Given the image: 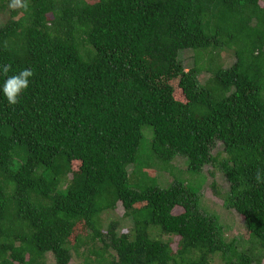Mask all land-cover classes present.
Returning <instances> with one entry per match:
<instances>
[{
    "label": "trees",
    "instance_id": "trees-1",
    "mask_svg": "<svg viewBox=\"0 0 264 264\" xmlns=\"http://www.w3.org/2000/svg\"><path fill=\"white\" fill-rule=\"evenodd\" d=\"M92 1L27 0L0 25L6 75L35 73L18 104L0 93V264H264L204 213L201 185L139 190L128 171L146 126L156 160L186 158L193 174L219 164L224 206L264 250V0ZM186 50L235 62L201 85ZM119 203L133 230L104 233ZM155 229L180 238L176 252Z\"/></svg>",
    "mask_w": 264,
    "mask_h": 264
},
{
    "label": "rangeland",
    "instance_id": "rangeland-1",
    "mask_svg": "<svg viewBox=\"0 0 264 264\" xmlns=\"http://www.w3.org/2000/svg\"><path fill=\"white\" fill-rule=\"evenodd\" d=\"M11 0L3 1L6 10L0 13V25L6 24L11 18L9 7ZM94 2V0L92 1ZM181 62L186 70L199 68L201 73L198 77L199 83L205 85L213 76L217 68L227 69L235 62V57L230 50H213L203 54H198L191 50L181 53ZM177 96H180L177 94ZM153 129L150 126L143 128V140L138 154V162L129 166L128 171L131 174L135 171L132 178L130 177V185L139 190H144L150 185H154L161 189H169L176 182L185 181L192 182L191 186L200 189L201 185V209L204 213L219 219L222 226L225 227L226 238L228 240L238 239L240 241V251H250L264 257V250L258 245H254L253 240L245 227L244 218L233 209L224 206V196L229 192L230 185L222 172L219 164L207 165L199 174H193L188 170V161L183 157H176L171 163H163L155 159L152 152ZM213 155L223 159L225 157L224 147L221 143L213 151ZM72 176H70L71 178ZM220 194V196L217 195ZM176 215L183 213L182 208H176ZM101 225L104 233L109 229H114L115 235L128 234L133 230V220L125 216V209L121 203L118 204L115 211H109L101 216ZM111 225H115L110 227ZM88 232L79 233V237L87 236ZM156 239L171 242L173 250L176 252L180 241L179 237L167 236L161 234L159 230L152 231ZM78 236H72L71 246H75ZM80 256L73 254L72 264H81ZM215 264H224L219 256L214 259ZM47 264H56L52 254L47 257Z\"/></svg>",
    "mask_w": 264,
    "mask_h": 264
},
{
    "label": "clouds",
    "instance_id": "clouds-1",
    "mask_svg": "<svg viewBox=\"0 0 264 264\" xmlns=\"http://www.w3.org/2000/svg\"><path fill=\"white\" fill-rule=\"evenodd\" d=\"M9 7L13 10H27L28 2L27 0H11ZM10 71H12L10 64H0V74L6 76L0 84V93L7 99L9 105H16L19 103L22 94L30 88L35 73L31 68H25L7 76L6 74Z\"/></svg>",
    "mask_w": 264,
    "mask_h": 264
}]
</instances>
